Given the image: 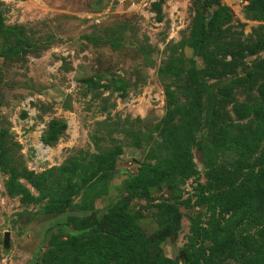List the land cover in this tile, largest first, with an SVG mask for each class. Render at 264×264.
<instances>
[{
    "label": "rangeland",
    "instance_id": "rangeland-1",
    "mask_svg": "<svg viewBox=\"0 0 264 264\" xmlns=\"http://www.w3.org/2000/svg\"><path fill=\"white\" fill-rule=\"evenodd\" d=\"M248 4L0 0V264H83L90 241L116 236L120 201L165 264H189L192 229L225 225L264 168V124L237 110L264 83V19ZM159 168L171 179L147 196L126 189ZM212 245L204 263L243 264Z\"/></svg>",
    "mask_w": 264,
    "mask_h": 264
},
{
    "label": "trees",
    "instance_id": "trees-1",
    "mask_svg": "<svg viewBox=\"0 0 264 264\" xmlns=\"http://www.w3.org/2000/svg\"><path fill=\"white\" fill-rule=\"evenodd\" d=\"M248 2V8L257 12L264 19V0H248ZM259 93L257 103L246 105L245 108L241 105L237 110L242 117L253 114L261 124H264V83ZM58 131L60 129H57L55 125L51 126L48 136L54 138L57 136ZM105 158L100 159L101 164L104 167L106 161L105 166L107 169H112L115 157L111 155L109 157L111 161L108 162ZM190 162L192 161L190 160ZM171 175V171L167 169L151 170L132 177L128 181L126 189L137 195L147 196L146 191L151 186L161 181H169ZM242 186L245 189L246 196L239 204L230 206L231 214L225 225H218L212 232L198 225L192 229V235L183 248V253L189 264H206L204 262H207V251L204 244L207 241L213 243L211 250L214 251L228 246L231 247L232 252L238 254L243 264H264V230L262 229L259 232L260 238L238 231V227L246 225L248 220H264V214L257 215V212L262 209L264 200V168L258 173L248 174L244 178ZM217 198L223 201L224 196L220 193ZM111 215L118 224L116 236H103L95 241H90L85 253L79 257L80 262L83 264L166 263L160 247L144 238L126 201H120L112 207ZM235 231H237V234H234Z\"/></svg>",
    "mask_w": 264,
    "mask_h": 264
},
{
    "label": "water",
    "instance_id": "water-1",
    "mask_svg": "<svg viewBox=\"0 0 264 264\" xmlns=\"http://www.w3.org/2000/svg\"><path fill=\"white\" fill-rule=\"evenodd\" d=\"M62 107L66 109H71V96L67 94L64 101L62 102Z\"/></svg>",
    "mask_w": 264,
    "mask_h": 264
}]
</instances>
